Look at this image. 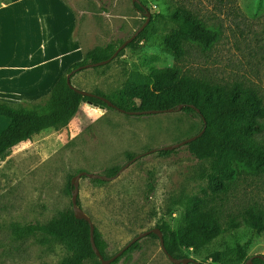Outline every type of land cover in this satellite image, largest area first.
Segmentation results:
<instances>
[{
  "label": "rangeland",
  "instance_id": "rangeland-1",
  "mask_svg": "<svg viewBox=\"0 0 264 264\" xmlns=\"http://www.w3.org/2000/svg\"><path fill=\"white\" fill-rule=\"evenodd\" d=\"M65 1L75 13L74 36L84 54L109 41L127 39L145 21V9L150 12L148 33L161 32L160 15L178 6L217 33L207 48L185 43L177 59L159 45L143 41L137 50L126 47L109 63L74 73L70 79L74 87L124 97L133 93L150 66H176L181 73L211 83L251 89L264 105V0H138L143 12L134 8L132 0ZM43 94L10 93L0 99L13 106H38L49 96V92ZM8 121L0 115V131ZM262 122L254 136L264 144V117ZM200 127L197 114L181 109L128 114L77 97L64 127L42 130L0 158V264H58L71 253L66 239L42 234L17 238L12 226L69 215L73 175L85 171L111 176L137 154L141 156L111 180L96 184L94 178L81 176L79 206L107 241V257L141 231L163 222L174 227L182 211L176 199L202 195L209 163L195 158L186 146L167 154L147 151L185 139ZM215 202L222 233L198 253L181 248L179 254L200 264H232L231 257L215 263L209 254L228 253L239 243L246 258L264 255V231H253L242 222L246 211L264 207V172L238 176ZM232 220L240 224L233 227ZM138 243L117 264H174L157 237L146 235ZM99 261L93 257L83 264Z\"/></svg>",
  "mask_w": 264,
  "mask_h": 264
},
{
  "label": "trees",
  "instance_id": "trees-1",
  "mask_svg": "<svg viewBox=\"0 0 264 264\" xmlns=\"http://www.w3.org/2000/svg\"><path fill=\"white\" fill-rule=\"evenodd\" d=\"M133 6L142 12L144 10L140 2H133ZM160 16L163 20L161 32L148 33L149 27L146 24L126 47L137 50L142 47L143 41L146 45H159L177 59L183 55L184 44L187 42L207 48L216 40V31L206 27L184 7L168 9ZM123 41H109L86 51L80 61L70 65L65 74L56 80L48 98L41 105L13 106L0 99V115L9 120L0 131V158L5 157L11 148L30 140L42 130L64 127L68 116L75 110L77 97L98 107L113 108L97 96L76 92L67 83L66 74L71 73L72 77L79 71V66L109 58ZM94 93L108 98L124 110H164L182 104L181 110L193 112L200 117L201 127L197 132L204 126L202 117L204 118L206 123L203 133L185 146L195 158L209 163L204 174L207 186L200 196H180L176 199V204L182 211L174 227L165 222L157 226L162 233L166 250L173 257H184L179 254L181 248L200 252L222 233L221 212L216 199L229 190L238 176L244 173L259 175L264 172V144L254 136L263 127L264 105L251 89H244L238 84L228 87L211 83L181 73L176 66L163 65L150 66L148 72L136 82L133 93L128 96H105L99 91ZM172 150L159 149L158 153L167 154ZM92 181L96 184L104 182L97 178ZM69 189H73L70 182ZM77 205L79 206L78 198ZM242 222L253 231H264V207L246 211ZM239 224L240 222L231 221L233 227ZM12 233L17 238L42 234L66 239L71 253L58 264H83L85 260L96 257L90 243L89 223L85 219L76 218L73 211L61 219L45 223L14 224ZM149 235L157 237L154 233ZM93 237L100 253L107 258V241L95 226ZM138 244V241L133 243L109 264H117L122 256L137 248ZM209 257L215 263L231 257L232 264H239L243 260L246 262L248 258L243 245L239 243L228 253L215 251ZM98 264L102 263L99 261ZM252 264H264V257L254 256Z\"/></svg>",
  "mask_w": 264,
  "mask_h": 264
},
{
  "label": "crops",
  "instance_id": "crops-1",
  "mask_svg": "<svg viewBox=\"0 0 264 264\" xmlns=\"http://www.w3.org/2000/svg\"><path fill=\"white\" fill-rule=\"evenodd\" d=\"M0 96L50 92L84 50L65 0H0ZM13 27H7V23Z\"/></svg>",
  "mask_w": 264,
  "mask_h": 264
},
{
  "label": "water",
  "instance_id": "water-1",
  "mask_svg": "<svg viewBox=\"0 0 264 264\" xmlns=\"http://www.w3.org/2000/svg\"><path fill=\"white\" fill-rule=\"evenodd\" d=\"M132 2H139L138 0H132ZM144 13L146 15V19L145 21L127 38L125 39L114 51V53L107 59L101 60V61H97V62H92V63H86L82 66L78 67V70H82L85 68H90V67H95V66H101V65H105L107 63H109L110 61H112L117 55L118 53L126 48L127 44L129 42H131L140 31H142L144 29V27L146 26V24L148 23V20L150 18V12L145 9ZM71 77V73L66 74V79H67V83H69L71 85V87L74 88V90L76 92H78L81 95H87V96H97L98 98H100L101 100H103L108 106L113 107L121 112H125L128 114H151V113H160V112H172L174 110H179L181 109V107L183 106L182 104H180L178 107L176 108H167L164 110H157V109H149V110H124L122 108L117 107L115 104H113L108 98L104 97V96H100V95H96L94 92L91 91H86L83 89H79L74 87L71 84L70 78ZM191 107H194L193 105H190ZM196 111L199 112V109L196 108ZM203 119V123L204 126L202 127V129L197 132L194 135H191L189 137H186L185 139H182L176 143L173 144H168V145H163L161 147L158 148H153L149 151H147V153L150 152H156L159 149L162 150H172V149H176L178 147L181 146H185L188 142L194 140L196 137L200 136L204 129H205V120ZM144 154V153H143ZM141 156V154H137L135 156H133L127 163H125L114 175L108 176V175H103V174H99V173H92V172H85V171H80L78 173H76L75 175H73L71 177L70 183L72 185V194H71V208L73 211V214L76 218H82L85 219L88 223H89V238H90V243H91V247L96 255V257H98V259L100 260V262L102 264H109L112 261H114L117 257H119L125 250H127L133 243L139 241L142 237L149 235L150 233H154L158 240H159V245L161 250L164 252V254L168 257V259L174 263V264H186V263H196V264H200L198 261H196L194 258L192 257H182V258H176L173 257L171 254L168 253V251L166 250L165 246H164V242H163V237H162V233L160 231V229L158 227H154V228H150L144 231H141L139 233H137L136 235H134L131 239H129L116 253H114L113 255L104 258L102 256V254L100 253L99 249L97 248L95 241H94V237H93V230H94V224L90 218L89 215H87L80 206L77 205V198H78V192H79V178L83 175L87 176L88 178H97V179H102V180H111L113 178H115L117 175H119V173L125 169L128 165H130L131 163H133L136 159H138ZM254 256L263 258L264 256L262 254H255V255H251L247 258L246 262L244 264H252V258Z\"/></svg>",
  "mask_w": 264,
  "mask_h": 264
}]
</instances>
